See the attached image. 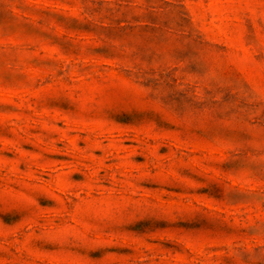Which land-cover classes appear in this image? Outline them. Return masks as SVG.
<instances>
[{
	"label": "rangeland",
	"instance_id": "374dc122",
	"mask_svg": "<svg viewBox=\"0 0 264 264\" xmlns=\"http://www.w3.org/2000/svg\"><path fill=\"white\" fill-rule=\"evenodd\" d=\"M0 264H264V0H0Z\"/></svg>",
	"mask_w": 264,
	"mask_h": 264
}]
</instances>
